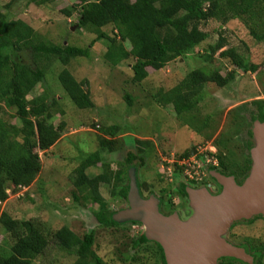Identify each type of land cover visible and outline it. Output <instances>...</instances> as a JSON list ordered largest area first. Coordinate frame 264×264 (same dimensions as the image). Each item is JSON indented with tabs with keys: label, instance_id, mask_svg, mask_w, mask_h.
Wrapping results in <instances>:
<instances>
[{
	"label": "rangeland",
	"instance_id": "1",
	"mask_svg": "<svg viewBox=\"0 0 264 264\" xmlns=\"http://www.w3.org/2000/svg\"><path fill=\"white\" fill-rule=\"evenodd\" d=\"M10 2L0 0V14L6 20L27 23L42 42L85 49L96 37L95 33L78 27L79 10L72 11L68 18L61 13L74 0H55L40 7L30 6L26 0ZM201 30L207 34L205 41L161 71L147 68V78L140 83L132 80L133 59L116 67L104 60L109 46L107 40L97 42L90 49L89 58L71 60L66 69L94 105L86 110L77 109L63 91L57 76L64 67L57 61H43L45 82L37 85L27 99L46 92L56 101L50 112V123L54 127L64 123L65 127L53 147L38 152L42 169L34 183L28 188H9L7 201L0 203V216L5 213L16 220L37 219L49 231L67 227L79 238L93 231L92 251L102 264H162L156 242L135 246L145 235V226L136 222L120 223L112 228L101 226L94 217L100 207L85 198V191L72 185V177L81 161L98 153L99 162L85 172L89 177L105 170L114 174L109 185L98 189L105 209L116 215L129 208L128 200L119 191L129 187V171L134 169L141 198L157 199L161 215H177L182 223L194 215L186 190L213 192L215 180L211 173H218L219 158L226 163V171L218 174L232 177L237 185L246 180L248 176L241 181L238 174L247 161V154L251 158V150L257 147L253 130L260 122L254 102L264 110V41L253 39L239 20L226 25L209 20L201 25ZM101 31L110 36L115 34L111 25ZM221 40L226 41L223 51L235 50L248 67H256L255 72L238 71L228 58L221 56L222 51L212 53L211 47ZM124 47L130 49L128 43ZM20 59L32 63L33 58L26 52ZM194 70L217 72L231 79L223 88L208 83L203 89L198 111L201 118H210V125L204 130V134H213L209 141L181 125L170 108H162L154 101L158 91L171 90ZM125 96L131 98L130 105ZM14 114V109L0 107V120L20 127ZM113 128L118 131L111 137L107 133ZM217 141L221 143L220 148ZM137 142H148V145ZM248 145H251L249 149ZM129 154L134 156L133 166L125 164ZM185 154L189 157L183 158ZM196 162L200 163L199 168ZM123 169L126 171L118 180L115 174ZM223 238L227 243L248 242L261 251L264 218L232 223ZM11 244L9 235L0 227V246L6 248ZM261 261L264 264V252ZM76 263L73 254L50 245L32 264Z\"/></svg>",
	"mask_w": 264,
	"mask_h": 264
},
{
	"label": "trees",
	"instance_id": "2",
	"mask_svg": "<svg viewBox=\"0 0 264 264\" xmlns=\"http://www.w3.org/2000/svg\"><path fill=\"white\" fill-rule=\"evenodd\" d=\"M16 1L20 0H11L10 4ZM26 2L30 6L40 7L55 0ZM76 10H79L78 27L96 34L85 49L42 42L27 23L19 19L6 20L0 14V107L14 109V117L20 122V127H16L0 120V203L7 201L10 187L16 190L28 188L34 183L42 169L38 152H46L53 147L65 127L64 123L59 127L50 123V112L56 101L50 99L46 92L27 99L37 85L45 82L43 61H57L64 67L57 76L63 91L77 109L86 110L94 107L89 94L84 92L82 85L76 82L66 67L73 59L89 58L90 49L101 40L109 42L104 60L112 67L134 60L130 69L132 80L136 83L147 78V68L161 71L205 41L207 34L201 30V25L209 20L222 25L239 20L253 39L264 41V0H74V4L69 9L61 10V13L68 18ZM108 25L115 30L113 36L101 31ZM124 43L129 44V50L125 49ZM225 45V40L219 41L211 47L212 53L222 51L221 56L228 58L238 71L255 72L256 67H248L235 50L223 51ZM26 52L31 54L32 63L20 59L21 54ZM230 81V78L217 72L190 71L171 90L158 91L154 101L162 108H170L181 125L209 141L213 139V134H204V130L209 127L210 118H201L198 111L203 89L208 83L223 88ZM124 98L130 105L131 98ZM254 105L257 106L259 120L264 122L263 110L257 102ZM117 131L113 128L107 134L112 137ZM249 135L252 133L249 132ZM137 143L148 145V142ZM220 146V141H217V147ZM250 146L246 147L249 149ZM184 157L189 155L185 154ZM246 160L238 174L241 181L246 178L252 163L248 154ZM133 161L134 156L129 154L125 164L133 166ZM98 162V153L88 155L81 161L73 171L72 185L81 192L85 191V198L100 207L94 215L96 221L103 227L112 228L119 224L114 221L115 214L104 208V200L98 189L101 185H109L114 174L105 170L89 177L85 172ZM225 165L223 159L219 158L218 173L226 171ZM210 170L215 171L213 168ZM124 171L126 169L118 171L115 177L120 180ZM137 186L140 192V186ZM128 191V186L122 187L119 194L127 199ZM0 227L12 241L6 248L0 246V264H32L44 255L50 245L73 254L77 258L76 264H102V260L92 251L93 231L79 238L67 227L49 231L37 219L16 220L5 213L0 216ZM146 243L149 241L142 236L135 246ZM156 246L161 252L162 264H166L161 247ZM263 250L257 255L256 264H262ZM217 264L225 262L218 261Z\"/></svg>",
	"mask_w": 264,
	"mask_h": 264
},
{
	"label": "water",
	"instance_id": "3",
	"mask_svg": "<svg viewBox=\"0 0 264 264\" xmlns=\"http://www.w3.org/2000/svg\"><path fill=\"white\" fill-rule=\"evenodd\" d=\"M253 137L257 147L251 150L250 173L241 185H237L232 177L212 172V177L222 187L219 195L213 196L206 189L186 190L194 211L188 222H180L177 215H161L159 202L153 197L143 200L134 169L129 171V208L114 215V221L118 224L136 222L145 226L144 237L161 247L166 264H217L221 258L251 263V258L242 249L227 243L223 236L234 222L254 216L264 217V123L255 127ZM202 216L207 219L201 221ZM149 219L150 223H157V229L151 226ZM169 224H174L181 234L170 235L173 227L170 228ZM201 225H206V229ZM198 226L199 230L194 233ZM182 236H187L188 239L185 240ZM190 243L194 244L188 250L187 245ZM175 245L184 250L180 256L175 254Z\"/></svg>",
	"mask_w": 264,
	"mask_h": 264
},
{
	"label": "flooded vegetation",
	"instance_id": "4",
	"mask_svg": "<svg viewBox=\"0 0 264 264\" xmlns=\"http://www.w3.org/2000/svg\"><path fill=\"white\" fill-rule=\"evenodd\" d=\"M263 112H264V110H263ZM259 122L260 123H264V122H262L260 120H259ZM251 165H252V163H251ZM250 169H251V167H250ZM249 173H250V170H249L247 176H249ZM235 182L238 183L236 180H235ZM213 187H214V191L213 192L209 190L210 193H212V194H217V193H219V192L222 191V187L216 182V180H215V184H214ZM261 217H263V216H254L252 218L255 219V218H261ZM252 218H250V219H252ZM250 219H248V220L247 219L246 220L245 219H241V220H239L237 222H242V221L245 222V221H249ZM237 222H234V224L237 223ZM229 244H231L233 247L242 249L245 252V254L251 258V263H249V262L248 263L247 262H243V261H240V260H237V259H234V258H221L219 261H224L225 264L226 263H229V264H256V263H258V261L256 260V258H257V255L258 254H261V253H259L260 251L257 250V249H255L252 246V244H249L248 242H238V243H229ZM231 260L232 261L234 260V262H230Z\"/></svg>",
	"mask_w": 264,
	"mask_h": 264
},
{
	"label": "bare ground",
	"instance_id": "5",
	"mask_svg": "<svg viewBox=\"0 0 264 264\" xmlns=\"http://www.w3.org/2000/svg\"><path fill=\"white\" fill-rule=\"evenodd\" d=\"M205 213V212H204ZM207 218H206V216H202V219H201V221H203V220H206ZM148 221V220H147ZM149 223H150V219H149ZM151 226L152 227H154V229H157L158 228V226L156 225L157 223H155V224H152V221H151ZM170 225V228H171V226L173 227L172 229V231H173V233L170 231V235H176V234H181V232H180V230L179 229H177L176 227H175V225L174 224H169ZM156 226H157V228H156ZM203 225H201L200 227H202ZM204 227V229H206V225L205 226H203ZM199 230V226L197 227V229L195 230V232L194 233H196L197 231ZM192 234V233H191ZM193 235V234H192ZM187 236H191V235H187ZM187 236H182V238L183 239H188V237ZM194 243H190V244H188L187 245V247H188V250L190 249V247L193 245ZM174 251H175V254H177V256H180V254L184 251L183 249H181L180 247H178V245L176 246H174Z\"/></svg>",
	"mask_w": 264,
	"mask_h": 264
},
{
	"label": "built area",
	"instance_id": "6",
	"mask_svg": "<svg viewBox=\"0 0 264 264\" xmlns=\"http://www.w3.org/2000/svg\"><path fill=\"white\" fill-rule=\"evenodd\" d=\"M214 163H215V162H214ZM196 164H197V168H199V164H200V163H199V162H196Z\"/></svg>",
	"mask_w": 264,
	"mask_h": 264
}]
</instances>
